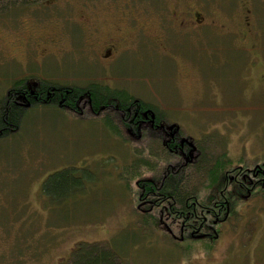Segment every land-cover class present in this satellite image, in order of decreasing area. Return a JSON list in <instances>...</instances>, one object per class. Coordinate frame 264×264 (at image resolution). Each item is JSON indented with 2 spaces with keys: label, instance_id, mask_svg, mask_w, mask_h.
<instances>
[{
  "label": "rangeland",
  "instance_id": "rangeland-1",
  "mask_svg": "<svg viewBox=\"0 0 264 264\" xmlns=\"http://www.w3.org/2000/svg\"><path fill=\"white\" fill-rule=\"evenodd\" d=\"M11 1L0 0V101L33 76L91 84L119 101L127 91L192 137L209 163L223 155L229 169L243 170L264 161V0H48L6 9ZM24 113L18 131L0 138V264H68L82 242L109 245L123 264H264V191L242 197L212 250L197 243L188 254L175 223L178 238L143 222L125 185L134 169L164 165L163 144L126 140L110 115L80 118L47 105ZM68 166L83 168L87 186L58 203L43 182ZM185 173L203 197L206 174L192 165ZM161 222L167 227L170 216Z\"/></svg>",
  "mask_w": 264,
  "mask_h": 264
},
{
  "label": "trees",
  "instance_id": "trees-1",
  "mask_svg": "<svg viewBox=\"0 0 264 264\" xmlns=\"http://www.w3.org/2000/svg\"><path fill=\"white\" fill-rule=\"evenodd\" d=\"M40 1V2H39ZM158 2V0H156ZM7 3V2H6ZM48 5V0H12L11 2L5 4L6 9H21L34 8V6ZM41 5V6H42ZM15 85L9 89V93L6 95L3 101H0V138H4L10 133L18 131L20 124L23 122L25 113L24 111L28 108L17 104L14 100L21 101L22 93L27 94L26 90L29 91L31 87L36 86L42 88L40 97L35 100L32 99V106H56L63 110H66L77 116L83 118L87 113H91L92 118L96 119H106L107 116H111L112 119L110 124L115 129L114 131L118 135H125L123 129L127 130L128 135L126 140L132 139V141H144V136H151L155 143L163 144V147L169 152L168 160H164L161 166H156L155 168H148L147 171H142L140 167L134 169L133 175L131 177H125L126 179V189L132 196V202L137 206L136 211L140 210L143 217V222L145 224L154 225L156 228H165L170 233V229L175 223L179 228L180 236H183V240L189 241L188 249L186 253H190V247L197 243L203 244V247L208 251L213 249L215 237L206 236H193L191 232L193 231V226L196 221H198L199 214L186 212V207L193 208L192 199L202 198L199 194L197 186H190V180H187L185 168L190 165L195 168L198 173L206 174L204 180V196L202 203L208 206L211 201L217 199V197H222L227 199L226 206L223 208L221 215L228 216V218L236 211L238 204H242L245 200L242 197H247L244 192H248L247 186L243 189L235 181L234 186L232 185L233 191L228 196L223 194V190L228 181V176L226 175L227 167L233 163L232 159H227L226 156H220L215 158V156L208 160V154L202 151L200 146H197V142L194 140L192 154H187L186 159L189 160L188 164H185V157L182 154H176L172 150L166 147V142L164 136L165 127L161 126H150L149 123L143 124L140 120V114L137 111H143L145 107H150L153 112L156 113L157 122H163L167 124L169 122L165 117L157 110L156 106L148 102L143 101L139 97L129 94L127 91L125 95H121L124 99L119 101L118 99L107 96L106 92H102L94 86L89 85H74V84H60L53 80L41 79L38 77H22L16 80ZM53 89L56 94L65 93L67 96V102H70L67 106H60L56 101L59 98H55L52 95L47 99V89ZM20 96V97H19ZM14 97V100L12 99ZM51 100L56 102L55 104H46L42 101ZM142 116V115H141ZM143 117V116H142ZM146 120V119H144ZM172 126H177L174 122ZM142 134V135H140ZM137 137V139L135 138ZM187 140L192 141V137H187ZM144 145L142 149L149 150L151 153L155 154V146ZM195 146V147H194ZM140 149L137 146L135 150ZM169 158L171 160H169ZM206 161V162H204ZM226 161V162H225ZM228 162V164H227ZM82 167L78 168L76 166L63 167L61 170L52 172L44 180L42 186V192L48 195L56 202L61 203L74 196L77 192H83L86 189V178L84 175L86 173H80ZM83 169V168H82ZM85 170V169H84ZM149 172V173H148ZM89 177V175L87 174ZM120 180L123 179L121 174H118ZM96 181V180H93ZM244 183L243 180H240ZM262 179H260L251 189L252 192H256L259 189L264 191L262 186ZM236 188V189H235ZM247 190V191H246ZM233 193V194H232ZM159 196H157V195ZM153 199V206L148 205V210L143 211L139 208L140 204L146 199ZM188 201V202H187ZM57 203V204H58ZM192 210V209H191ZM153 212H157L158 216H154ZM170 216L171 224L162 226L161 217ZM161 216V217H160ZM198 216V217H197ZM227 218V219H228ZM173 231V230H172ZM186 241V243H187ZM68 264H123L120 256L115 250L109 245L102 243H79L77 247L72 251L71 257Z\"/></svg>",
  "mask_w": 264,
  "mask_h": 264
},
{
  "label": "flooded vegetation",
  "instance_id": "flooded-vegetation-1",
  "mask_svg": "<svg viewBox=\"0 0 264 264\" xmlns=\"http://www.w3.org/2000/svg\"><path fill=\"white\" fill-rule=\"evenodd\" d=\"M31 87V89L29 91L26 90L27 94H23L22 93V98L21 101L18 100H14V97L12 98L17 104L24 106V108H28L30 106H32L33 102L32 99L37 100L40 97H43V95H40L39 93L41 92L42 88L37 87L35 88ZM47 99L53 94H56V91L51 89H47ZM9 93V91H8ZM52 93V94H51ZM20 97V96H19ZM55 98H59L58 101H56L58 103V105L60 106H67L70 104V102H67V96H65V93H59L57 95L54 96ZM44 98V97H43ZM46 101H42L46 104H55L56 102H53L51 100H47ZM153 110V109H152ZM151 110L150 107H145V109L143 111H137V114H140V120L143 122V124H147L149 123L150 126H161L162 128L165 127V134L164 136H166L165 138V144L166 147L169 150H172L173 152H175L176 154H182L184 157L187 156V154H192L191 148H193L194 144V139L192 138V141L187 140L188 136L183 135L180 132V129L178 126H172V123L170 124L169 122H167V124H163V122H157L156 119V113L153 112ZM143 117H142V116ZM146 119V120H144ZM142 135V134H140ZM190 137V136H189ZM195 147V146H194ZM189 160L186 159L185 157V164H188ZM228 164V162H227ZM240 166V168L242 166V164L238 163ZM236 168H232L229 169V167H227V172L226 175L228 176V181L226 182V186L223 190V194H226L229 196L231 194V192L233 191L232 185L234 186L233 183H235V181H238L239 185L241 187H243V189L245 188V186L248 187L249 191L248 192H244L245 196H248L250 194H253V192L251 191V189L253 188V186L260 180L262 179V186L264 187V161L263 162H258L254 168L250 169V168H246V169H236ZM240 180H243L244 183H242ZM236 189V188H235ZM247 191V190H246ZM233 194V193H232ZM157 195V194H156ZM158 196V195H157ZM159 197V196H158ZM202 199L203 197L197 198V199H192L193 208H189V206L186 207V212L188 213V210L190 212H193V214L197 213L199 214L200 218L198 217V221H196L194 223L193 226V231L191 232V235L193 236H206V237H212L214 236L215 238L218 237V233H219V224H221L222 222L226 221L228 216H222V210L223 208L226 206V202L227 199L222 198V197H217V199L211 201V204L209 205L210 208H207L208 206H206L205 204L202 203ZM188 202V201H187ZM153 206V199L148 198L145 201L142 202V204H140L139 208L143 211H147L148 210V205ZM170 234H172L175 238H178V236H176L175 234H173L172 229H170ZM183 236L179 237L178 239L180 241L183 240Z\"/></svg>",
  "mask_w": 264,
  "mask_h": 264
}]
</instances>
